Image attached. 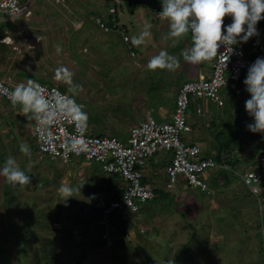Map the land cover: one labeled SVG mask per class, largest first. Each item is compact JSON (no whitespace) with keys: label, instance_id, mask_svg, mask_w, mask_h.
Segmentation results:
<instances>
[{"label":"rangeland","instance_id":"1","mask_svg":"<svg viewBox=\"0 0 264 264\" xmlns=\"http://www.w3.org/2000/svg\"><path fill=\"white\" fill-rule=\"evenodd\" d=\"M20 1L24 4L31 3L35 11L37 8L41 9L39 18L35 19L33 16L29 21L33 19L40 23L46 22L49 7L58 11V19L52 21L58 20L66 25L62 24L60 30L56 29L57 33L53 30V34L56 39L59 32L66 34L54 41L56 44H62V40L67 43L70 39V43L76 46L75 39L79 34L74 31H77L76 26L79 28L82 24L76 21L74 14L79 13L77 18L84 23L80 34L85 33L88 36L87 39L80 40V43L83 45L85 41L87 50L94 54L88 57L94 60L77 62L75 51L71 50L70 46L67 47V44L65 48L59 45L62 52L57 58L61 66L73 72L74 83L82 85V97L79 94L75 99L84 106L83 110L88 115L86 129L89 135L112 134L126 142L131 127L147 118L148 113L156 117L158 122L169 120L165 107L168 106L169 111L175 109L180 85L197 73L194 71V64L185 62L181 56L186 47H191V34L175 41L167 39L168 21L157 16L153 26L146 24L147 14L151 12L147 7L139 6L137 11L132 13L126 1L118 5L119 22L130 38L129 42H125L121 31L105 33L90 19L89 11L85 12V9L100 6L92 3L93 0H65L62 4L56 0ZM100 2L98 0L97 3ZM102 2L104 6L101 8H104L105 12L111 3L110 0ZM62 9L64 14L59 12ZM52 15L53 12L50 13V18ZM21 21L24 22V19ZM11 22L12 20L1 18L0 15V36H15L16 32H27L22 25L18 31L14 30L17 23ZM64 26L69 27L68 30L66 27V30H63ZM145 30L149 32L145 42L140 46H133L131 38ZM33 45L25 49L32 50L31 52L39 57V48L34 50L39 46L38 41ZM22 47L24 46L17 43L14 48V53L18 52L20 58L25 53V50H21ZM51 49L50 47L48 53L52 56ZM161 50L176 56L180 61L179 68L175 71L146 70L149 59ZM0 51L7 57L12 53V46L0 45ZM136 52L151 56L138 69L133 66V61L138 56ZM96 64L98 69L92 73L91 65ZM62 90L68 93L67 89ZM222 94L225 101L223 107L205 100L203 114L190 118L191 125L198 122L200 130L190 133L189 139L198 142L203 155L209 151L211 154H217L218 145L229 147L227 145L232 138L236 139L240 132L249 131L246 126L253 123L252 117L245 109V101L249 99L246 93L237 96L227 87L222 90ZM3 102L6 100L3 99ZM12 108L19 110L18 106ZM236 112L239 119L236 118ZM1 116L4 122L0 123V165L8 157H14L19 165L25 166L23 171L28 173L32 172L31 168L37 161L43 159L39 161L40 168L50 165L51 180L60 179L67 165L62 163L60 158L43 155L37 147L27 141L26 128L14 130V125L10 124L11 120L5 117L4 113ZM129 117H132L130 121ZM235 142L229 151L223 152L235 163L232 169L238 173V178L233 179L227 187L220 177L218 182L222 188H210L206 193L184 183L179 185V190L176 188V194H173L176 195L175 200L168 198V203H163L168 194L164 191L163 199L150 201L145 204L151 205L149 208L143 207L128 220L120 219L118 214L121 211H117L112 219L114 229L110 233L111 243L100 247V232L104 230V226L99 222L102 213L98 208L99 213L95 216L97 219L93 222L90 216L95 211L91 205L96 204H89L90 201L97 202L99 198L96 200L85 196L98 192L94 177L98 180L97 185L99 181L106 183L109 175L102 170L101 165L83 158H74L70 162L74 169L84 171V181H87V187L81 188L80 194L75 195L73 210L59 207L66 203L60 204L58 186L52 183L50 192L53 197L50 207L54 212L61 210L65 213L60 218L52 213L36 216L35 213L40 212L43 205L37 206L32 194L19 190L10 194L6 179L0 177V264H167L168 260H173L174 264H264V181L261 185V195L255 196L249 193L242 179V175L258 157L255 148L260 140L251 142L243 133ZM21 143L29 145L31 157L20 152ZM166 153L162 151L155 155L157 165L166 160ZM4 157L7 158L2 160ZM54 164L58 170H54ZM212 172L213 170H209L208 175ZM74 181L79 182L76 177ZM89 205L91 210L85 213L86 216L81 213V207ZM70 220L75 221L73 226H68ZM30 221L36 225L33 226ZM56 222L58 224L53 226ZM49 225L51 230L48 229ZM51 250L52 255L48 254Z\"/></svg>","mask_w":264,"mask_h":264},{"label":"built area","instance_id":"2","mask_svg":"<svg viewBox=\"0 0 264 264\" xmlns=\"http://www.w3.org/2000/svg\"><path fill=\"white\" fill-rule=\"evenodd\" d=\"M123 1L110 0L111 5L106 11L93 16L92 19L105 33L121 31L124 41L129 42L130 38L118 17V5ZM56 2L64 3L65 0ZM30 7L31 3L24 4L20 0H0V15L5 19H19L30 13ZM256 28L258 35L251 37L246 43L233 46L231 53H225L223 45L219 48L209 77L199 75L198 78L181 84L175 111L170 120L158 122L156 117L149 116L131 128L126 142L113 135H89L86 128L77 129L72 122L64 119L51 126L49 129L51 136H48L35 122L34 136L43 155L54 159L60 158L64 164H69L74 158L94 161L101 165L105 173L119 174L126 182L120 199L100 206L102 213L100 224L105 228L102 238L108 244L111 243L110 233L114 229L112 219L115 218V213L126 208L130 210L131 218L141 210L142 203L155 197L153 187L142 183L143 169L148 159L155 154L162 151L171 153V161L166 168L169 188L185 183L202 192L208 190L209 185L204 177L209 170L220 167V164L211 157L202 158L200 145L188 138L185 139L188 133L193 132L189 124V107L192 100L198 114L203 113L205 100L223 107L225 101L222 90L227 87L236 95H243L245 92L250 99L244 80L249 67L257 58H264V19L258 22ZM125 37H128L127 41ZM41 85L45 88L46 94L53 89L66 94L56 87ZM13 88L5 81H0V96L10 101L9 93ZM77 137L83 140V150L79 154L67 152L63 145ZM243 181L252 194H260V186L264 181V151L244 174Z\"/></svg>","mask_w":264,"mask_h":264},{"label":"clouds","instance_id":"3","mask_svg":"<svg viewBox=\"0 0 264 264\" xmlns=\"http://www.w3.org/2000/svg\"><path fill=\"white\" fill-rule=\"evenodd\" d=\"M158 15L168 21L167 39L175 41L191 34V47H186L181 56L189 64H198L218 57V50L222 45L225 53H231L233 46L246 43L251 37L258 35L256 25L264 19V0H162V11ZM226 17L231 18V23L225 27ZM148 35L149 32L145 30L138 36H133L132 45H142ZM7 39L8 37L3 42ZM56 52H62L59 45L56 46ZM179 66L180 61L176 56L161 50L149 59L145 67L148 71H175ZM73 75L64 66L56 68L54 72V79L67 85L70 95L55 89L46 94L41 84L28 79L26 83H19L10 91L11 104L13 107L18 106L20 115L34 120L48 136H51V126L61 119L72 122L77 129L82 130L87 126L88 115L83 110L84 106L76 102L75 97L83 89L81 85L74 83ZM244 84L250 95V99L245 101V109L253 120L246 127L252 133H264V58H257L249 67ZM63 147L67 152L79 154L83 150V140L79 137L71 139ZM19 150L31 157L30 147L26 143H21ZM0 177L5 178L12 187L31 184V177L20 168L14 157H8L0 167ZM80 188L81 186L73 187L62 182L57 191L66 201L80 194ZM209 190L210 186L203 193ZM100 237L102 238V233ZM102 240L107 243L103 238ZM167 264H174V261L168 260Z\"/></svg>","mask_w":264,"mask_h":264},{"label":"crops","instance_id":"4","mask_svg":"<svg viewBox=\"0 0 264 264\" xmlns=\"http://www.w3.org/2000/svg\"><path fill=\"white\" fill-rule=\"evenodd\" d=\"M44 1H46V0H44ZM100 1H101L100 4L97 3L98 0H96V1L93 0V2H92L95 5L96 4L100 5V6H98V8L89 7L90 5L89 6L87 5L89 8L85 9L86 10L85 12L89 11L88 13H89V16L91 17L90 19H92L93 16H96V15H99L101 13H104L103 12L104 8H101L104 5L102 4L103 3L102 0H100ZM35 3L36 2L34 1V5H35ZM59 4H62V3H59ZM143 7H145V6H143ZM147 8L151 12H148V14H147L148 15L147 19L148 20L146 21V24L149 23L150 26H153L155 21H156V17L159 16L158 14L162 11V9L160 11H158V10L151 9L149 7H147ZM137 9H135V10H133L131 12L134 13L135 11H137ZM47 10L48 11H47L46 14H48V15L46 16V18L48 20L46 22L43 21L42 23L36 22L33 19H32V21H29L31 19V17H33V16L35 17V19H38L39 15L42 13L40 8H37L36 11H35V9L32 8V4H31V7H30V13L28 14L29 17H28V15L27 16L24 15V16H21L19 19H9V20H12L11 23H14V24L17 23L16 24L17 28H15L14 30L18 31V29H20L19 26L22 25L25 29H27L26 30L27 32H24V34L16 32L15 36H13L12 34H10V35L9 34H5L4 36H0V45L12 46V53L10 55H8L7 57L5 55H3L2 51H0V78H1L0 80L5 81L7 84H9V85H11L13 87H15V85H17L19 83H22V82L26 83V81L28 79H33L37 83L42 82V79H49V81L51 83L58 84L59 81L54 79L55 69L57 67H61V64L58 61L59 58H57L58 56H60V54H57V52H56V46L57 45H61L64 48H65L66 44H67V47L70 46V49L75 51L76 57H78V59H80V60L77 59V62H79V61L80 62H86V61L89 62V60H91V59L94 60V58L88 57L89 55L91 56V55H94V54H90V50H87V44L85 43V41L83 42V45L80 43V40L83 41L85 38L87 39L88 36L85 33L80 34V31L82 30L84 23L82 21H80V19L77 18V15H79V13L75 12V14H74V15H76V21L78 20L82 24L81 27H79V28H77V26H76L77 31H74L75 34H79L78 37L75 39V41H76L75 45L76 46H74L73 44L70 43V39L67 41V43H66V40H62L63 41L62 44H56V42H54L56 40H59L60 39L59 37H61L62 34L65 36L66 33L59 32L56 35V36H58V39H56L55 35L53 34V30L57 33L56 29L60 30L59 28L60 27L62 28L61 25L62 24L66 25V24L65 23L61 24V22L58 21V20L53 22L54 19H58V17H57L58 16V11H56L55 8L53 10L52 8L49 7V9H47ZM52 12H53L54 16L52 15L51 18H50V13H52ZM59 12L64 14L63 13V9L61 11H59ZM22 19H24V22L21 21ZM19 21H20V24H18ZM230 23H231V18L228 17V19H226V20L224 19V26L225 27L228 24H230ZM65 27L66 26H64V28ZM66 28L68 30L69 27H66ZM66 28L63 29V30H66ZM144 28H145V26H144ZM7 37L10 40V42L7 41V40L5 42H3L5 40V38H7ZM36 37L38 38V40H37ZM51 39H54V40L52 41ZM35 41L36 42L38 41V44H39V46L34 49V50H36L37 48H39L38 49L40 51V53H39L40 56L39 57H36L31 52L32 50L31 51H29V50L26 51L27 49H25L26 47L33 45V43ZM91 41H92V39H91ZM17 43H19L22 46H24L21 49L22 51L25 50L24 51L25 53H24L22 58L19 57L18 52L14 53V48H15V45ZM43 43H45V44L43 45ZM50 47L52 48L51 49L52 56L48 53ZM81 49H84L86 51L85 52H80ZM133 49H134V47H133ZM148 49H149V47H148ZM157 52H159V51H157ZM73 55H74V53H73ZM136 55H138V56H136L134 61H133V66H135V69H138L139 67H142L146 63V61L151 57V56H147V54H143V53H140V52L137 53ZM213 61H214V59L211 60V61H205L203 63L194 64V66H195L194 67V71H196L197 73L193 77L191 76V78L189 80L196 79V78L199 77V75H203L205 77H209L211 75ZM24 63H25V65H24ZM53 64H56L57 66H53ZM91 66H92L91 67L92 73H93L94 70L98 69V64L91 65ZM88 79H90V78H88ZM189 80H187V81H189ZM59 83L61 84L62 82H59ZM62 84L65 85L64 83H62ZM85 85L86 84L84 83V86ZM65 86H67V85H65ZM67 88H68V86H67ZM82 92H83V90L79 93L80 96H81ZM12 107H13V105L11 103L9 104V102H7V101L3 102V99L0 96V117L2 118L1 115L4 113L5 117H7L8 119L11 120L10 124L14 125V130L20 131V129L26 128L27 129V134H26L27 141L31 142L34 145V147L36 148L37 147V141H36V137L34 136L35 121L30 119V118H26L23 115H20V110H15ZM167 107L168 106L165 107V110H166L168 116L171 119L174 110L173 111H169V109ZM140 110H144V109H140ZM147 116L149 117V116H152V115H151V113H148ZM152 117H154V116H152ZM1 118H0V123L4 122L3 120H1ZM131 118L132 117H129V121L131 120ZM236 118L239 119L238 112H236ZM192 141H193V143H197L198 144V142L194 141V139ZM211 155H214V154H211ZM154 157L150 158L148 160L146 166L144 167V169H143L144 177H146V180L149 181L148 184H150L153 187L154 190L155 189L156 190L157 189H161L163 191H167L168 194L165 197L166 199L163 201V203H166V201L168 202V198L175 200L176 199V195H173V194H176V192H175L176 188H177V190H179V188H178L179 185L180 184H184V183H179L178 185H176L175 187H172V188H169L167 186L168 179H167V174H166V168H167L166 166L171 161V153H168L167 157H166V160L164 162H162V163H164L163 166H162V163L157 165L156 164V160H154ZM223 158L230 160L228 157L225 156V153L223 154ZM41 160H43V159H41ZM41 160H39V161H41ZM39 161H37V162L39 163ZM38 163H35L34 166L31 168V170H32V172L34 174L32 172H28L29 176L31 177V180H32V178H34L32 176H34L36 174H39V178H40L39 182L40 183H42V184L45 183V181L47 179H48V182H50L51 173H52L51 172L52 169H51L50 165L42 166V168H40V164H38ZM65 165H67L66 166L67 169L62 171L61 178L59 180H63V179L68 177L69 179H71V181H73L75 179V177H76L79 180V183L82 184V185H79L78 187H80V186H81V188L85 187L86 185H84V183H86L87 181L86 182L84 181L85 180L84 171L80 172L79 169L78 170L74 169L75 167L71 166L70 163L69 164H65ZM71 167H73L74 170L73 169L71 170ZM220 167L225 168L226 166H221L220 165ZM56 170H58V169H56ZM25 173L28 175L27 172H25ZM94 180H95V185H96V190H97V181L98 180L95 177H94ZM39 182H38V184H36L32 180L31 184L27 185V188L30 189V190L31 189L35 190V185H39ZM98 183H100V182H98ZM6 186L9 187L10 194H12V192L15 191V190H21V189H24V187H25V186H23V187H20V186L12 187V186H10L8 184ZM44 187H45L44 189L42 188L43 191L45 189L48 190L49 186L48 185H44ZM27 188H26V190H27ZM81 188H80V192H81ZM49 189H50V187H49ZM211 192H212V190H211ZM90 196H91L92 199H96L97 197H95V196H99V195H98V192H96L94 195L86 196V198H89ZM169 196H171V197H169ZM90 202H92V201H90ZM103 203H106V202H103ZM150 206L151 205H145V206H142V208L143 207H148L149 208ZM165 247H164V249H165Z\"/></svg>","mask_w":264,"mask_h":264},{"label":"trees","instance_id":"5","mask_svg":"<svg viewBox=\"0 0 264 264\" xmlns=\"http://www.w3.org/2000/svg\"><path fill=\"white\" fill-rule=\"evenodd\" d=\"M124 1H126L127 2V0H124ZM128 3V2H127ZM139 6H145V7H148V6H146V5H136V6H134V5H129V8H130V10L131 11H133V10H135V9H137ZM45 80H48V81H45ZM0 81H2V80H0ZM48 83V84H47ZM39 84H43V85H46V86H48V87H56V88H58L59 90H61L62 92H64L62 89L64 88V89H67V86H65V85H63L62 83L60 84L59 82H58V84H54V83H51L50 81H49V79H42V82H39ZM64 93H66V92H64ZM234 93V92H233ZM66 94H68V93H66ZM235 94V93H234ZM245 94V92L243 93V95ZM236 95V94H235ZM237 96H242V95H237ZM2 99H5V98H3V97H1ZM7 102H9V103H11L9 100H7V99H5ZM77 101V100H76ZM78 102V101H77ZM79 103V102H78ZM80 104V103H79ZM174 111H175V109H174ZM204 112V111H203ZM174 113V112H173ZM189 114H190V118L192 117V116H200V115H202V114H198V112H197V110H196V108H195V103L193 102V100H192V103L190 104V107H189ZM144 119H146V118H143L142 120H144ZM141 120V121H142ZM140 121V122H141ZM139 122V123H140ZM138 123V124H139ZM189 124H190V126H192L191 125V123H190V120H189ZM238 124V123H237ZM133 127V126H132ZM131 127V128H132ZM199 126H198V122L197 123H195V124H193V126H192V128H193V132H195L196 130L197 131H199L200 129L198 128ZM199 129V130H198ZM130 131H131V129H130ZM192 132V133H193ZM246 136H248L249 137V139L251 140V142H254V141H257L258 139L260 140V142H259V144H257L256 145V148H255V153L258 155V157L260 156V155H262L263 154V151H264V138H263V135H264V133H252V132H249V131H246V132H243ZM243 133H238L237 134V137H236V139H234V137L232 138V141H230V144H228L227 146H229V147H227V148H225V146L226 145H218V152H217V154H215L214 155V157L212 156V155H210L211 154V152L209 153V152H206V153H204V155H203V152L201 153V157L202 158H208V157H211L212 159H214L218 164H220V165H226V167L225 168H222V167H218V168H215V169H212L213 170V172L212 173H210L209 175L207 174V176H205L204 177V180L207 182V181H209V182H207L208 184H209V186H210V188H212V189H220V188H222L221 186H220V184H219V180L221 179L222 181H223V183H224V186L225 187H227L228 186V184H230L231 182H232V180L233 179H237L238 177H237V175H238V173L235 171V169H232V166H235V163L230 159V160H228V159H224L223 158V152L224 151H229L230 150V148L234 145V143H236L235 142V140L236 141H238L241 137H242V135H243ZM130 134V133H129ZM189 134L190 133H188V135H186V137H185V139H189ZM103 136H105V135H112V134H102ZM114 136V135H113ZM201 140V139H200ZM36 141H37V138H36ZM188 141H190V140H188ZM192 141V140H191ZM193 142V141H192ZM197 142V141H196ZM37 148H38V141H37ZM156 155V154H155ZM154 155V156H155ZM153 156V157H154ZM258 157H256V158H258ZM7 157H4V158H2V160H5ZM49 158V157H48ZM152 158V157H151ZM150 159V158H149ZM148 159V160H149ZM5 162V161H4ZM4 162L0 165L1 167L3 166V164H4ZM148 162V161H147ZM36 163H38V162H36ZM38 164H40V163H38ZM147 164V163H146ZM169 164V163H168ZM167 164V165H168ZM230 165V166H229ZM20 166V168L22 169V170H25V166L24 165H19ZM54 167L56 168L57 167V165H55L54 164ZM167 167V166H166ZM54 168V169H55ZM52 172V171H51ZM107 174V173H106ZM29 175V174H28ZM107 175H109V177L107 178V181H106V183H101L100 181V183L97 185V189H98V194H100L99 196H95V197H97L96 198V200L98 199V201L97 202H90V205L91 204H93V203H95L96 205H91V207L92 208H94V213L90 216L91 217V220H93V222L94 221H96V219L97 218H95V216L99 213V212H97V209L99 208V206H101V204H104L103 202H109V201H112V200H117V199H120L121 198V196H122V193H123V190H124V188H125V186H126V182L123 180V177L121 176V175H119V174H107ZM220 175V176H219ZM51 176H52V173H51ZM243 176V175H242ZM32 177H34V178H32V180L36 183V184H38V182L40 181V178H39V174H36V175H34V176H32ZM220 177V179H218ZM31 180V181H32ZM53 181V182H52ZM74 181V180H73ZM73 181H71V179H69L68 177L67 178H65V179H63V180H59L58 178H53V180H51L50 179V182H48V179L45 181V183H43L44 185H48L49 187H50V189H49V187H48V190L47 189H45L44 191L42 190V188L44 189L45 187H44V185L42 184V183H40L39 182V185H35V190L34 189H28L27 188V185L24 187V189H21V190H19V192H23V193H27V194H31L32 193V195H33V198H35V201L34 202H36V205L37 206H42L43 208H42V210L40 211V212H37V213H35V215L36 216H40V214L41 215H46V214H48V215H51V213L52 214H57L56 216L57 217H61V216H64V212L63 211H53V209H51V207H50V201H51V199H52V193L50 192L51 191V185H52V183L53 184H55L56 186H58V188L60 187V185H61V183L63 182V183H65V184H69V185H71V186H73V187H78L79 185H82L81 183H77V181L75 182H73ZM148 182L149 181H147L146 180V177H143V179H142V183H144V184H147V185H150V184H148ZM244 182V181H243ZM101 184V186H99ZM84 185H87V184H85L84 183ZM26 188H27V190H26ZM154 192H155V197L153 198V199H151V200H148V201H146L145 203H142L141 205L142 206H145V204H147V203H149L150 201H155V202H157V201H159L160 199H163V197H164V191L163 190H161V189H155L154 190ZM82 195V194H81ZM74 198H75V196L73 197V198H69L68 200H64L63 198H61V196H60V204H62V203H66L65 205H59V207H63L62 209H72L73 210V208L75 207V205H74ZM85 198H86V196H85ZM61 199H62V201H61ZM82 200H86V199H82ZM95 200V201H96ZM163 202V201H162ZM166 203H168L167 201H166ZM98 204V205H97ZM90 205L88 206V207H85V208H83V207H81L82 209V211H81V213H87L88 211H89V209H90ZM97 206V207H96ZM66 207V208H65ZM48 209V211H47V209ZM91 210V209H90ZM86 215V214H85ZM87 216V215H86ZM117 217V216H116ZM118 217L120 218V219H122V220H128L129 218H130V210H127L126 208L125 209H123L119 214H118ZM101 219V218H100ZM74 222L75 221H68V226H73L74 225ZM76 222H78V220H76ZM99 222H100V220H99ZM30 224H33V226H35L36 224H35V222H31L30 221ZM58 224V222H56L53 226H55V225H57ZM48 229L49 230H51V227H50V225L48 226ZM69 229V228H68ZM52 230H53V227H52ZM55 231V230H54ZM105 232V228H104V230L102 231V232H100V233H104ZM72 234V233H71ZM101 238V237H100ZM99 238V247L100 246H105L106 244H105V242L102 240V238L100 239ZM98 247V246H97ZM98 247V248H99ZM50 253V255H52L53 254V250H51V251H49L48 252V254Z\"/></svg>","mask_w":264,"mask_h":264},{"label":"water","instance_id":"6","mask_svg":"<svg viewBox=\"0 0 264 264\" xmlns=\"http://www.w3.org/2000/svg\"><path fill=\"white\" fill-rule=\"evenodd\" d=\"M129 5H146L151 9L160 11L162 9V1L160 0H127Z\"/></svg>","mask_w":264,"mask_h":264},{"label":"bare ground","instance_id":"7","mask_svg":"<svg viewBox=\"0 0 264 264\" xmlns=\"http://www.w3.org/2000/svg\"><path fill=\"white\" fill-rule=\"evenodd\" d=\"M7 41H10L9 39H7Z\"/></svg>","mask_w":264,"mask_h":264}]
</instances>
